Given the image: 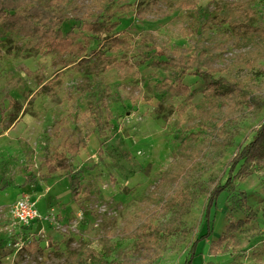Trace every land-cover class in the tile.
I'll return each mask as SVG.
<instances>
[{
  "label": "rangeland",
  "instance_id": "rangeland-1",
  "mask_svg": "<svg viewBox=\"0 0 264 264\" xmlns=\"http://www.w3.org/2000/svg\"><path fill=\"white\" fill-rule=\"evenodd\" d=\"M35 1L80 45L0 26V264H186L264 124V0ZM234 177L193 264H264V142Z\"/></svg>",
  "mask_w": 264,
  "mask_h": 264
},
{
  "label": "trees",
  "instance_id": "trees-1",
  "mask_svg": "<svg viewBox=\"0 0 264 264\" xmlns=\"http://www.w3.org/2000/svg\"><path fill=\"white\" fill-rule=\"evenodd\" d=\"M60 25L61 21H59V17H57L55 12L44 8L35 0H0V26L5 28L7 32L23 34L36 39L37 44L46 51H53L55 49L66 51L80 45V42L75 40L72 31L65 35ZM91 27L96 32L101 31L98 24H92ZM193 62L194 59L190 57L185 59H172L169 65L185 72ZM182 87L186 88L184 86ZM231 89L229 84L214 81L209 84L206 94L225 95L231 92ZM263 142L264 124L258 130L254 140L246 145L233 161L227 181L224 184L218 185L211 193L205 212L207 233H201L196 238L190 248L186 264H193L194 258L196 257V244L211 234L212 210L216 207L220 196L235 187L234 172L237 166L242 161L246 163L259 159ZM211 252L216 254L213 247Z\"/></svg>",
  "mask_w": 264,
  "mask_h": 264
},
{
  "label": "built area",
  "instance_id": "built-area-1",
  "mask_svg": "<svg viewBox=\"0 0 264 264\" xmlns=\"http://www.w3.org/2000/svg\"><path fill=\"white\" fill-rule=\"evenodd\" d=\"M14 211L15 217L23 227H29L41 217L37 203L30 196L20 197Z\"/></svg>",
  "mask_w": 264,
  "mask_h": 264
}]
</instances>
